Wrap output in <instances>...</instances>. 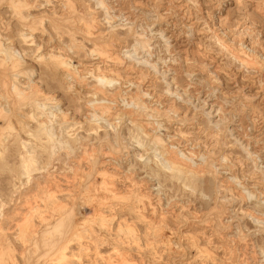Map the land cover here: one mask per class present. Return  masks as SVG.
I'll return each instance as SVG.
<instances>
[{
  "label": "rangeland",
  "instance_id": "rangeland-1",
  "mask_svg": "<svg viewBox=\"0 0 264 264\" xmlns=\"http://www.w3.org/2000/svg\"><path fill=\"white\" fill-rule=\"evenodd\" d=\"M0 264H264V0H0Z\"/></svg>",
  "mask_w": 264,
  "mask_h": 264
},
{
  "label": "bare ground",
  "instance_id": "bare-ground-1",
  "mask_svg": "<svg viewBox=\"0 0 264 264\" xmlns=\"http://www.w3.org/2000/svg\"><path fill=\"white\" fill-rule=\"evenodd\" d=\"M178 8V7H177ZM114 18V17H113ZM84 30V29H83ZM230 35V34H229ZM229 37V36H228ZM254 45V44H253ZM111 56V55H110ZM115 56V55H114ZM114 58V57H113ZM101 59V58H100ZM57 63V70L59 71V73H61V75L62 76H64V77H68V78H71V79H74V77L72 76V73H71V71H70V69H71V66L68 64V62H66V61H61V60H59V61H57L56 62ZM150 65V64H149ZM52 66V65H51ZM261 66V65H260ZM53 68V67H52ZM100 71V70H99ZM101 72V71H100ZM102 74V73H101ZM101 74H98L99 76L101 75ZM102 75H104V74H102ZM61 78H63V77H61ZM140 80V79H139ZM97 81H99V82H105L106 84H111L112 83V81L111 80H108V78L107 79H103V77L102 78H97ZM123 81H124V79H123ZM34 85V84H33ZM122 91V90H121ZM261 92V91H260ZM91 105V104H90ZM98 105H100V104H98ZM110 106V105H109ZM94 110V109H93ZM99 110V109H98ZM125 111V110H124ZM98 112V111H97ZM131 112V111H130ZM52 117V116H51ZM40 122V121H39ZM38 124V123H37ZM42 124H43V122L42 123H39L38 125L40 126V127H42ZM141 124V123H140ZM143 128V127H142ZM41 129H44V128H41ZM148 129V128H147ZM146 129V130H147ZM226 132V131H225ZM46 133V132H45ZM224 133V132H223ZM143 134H145V133H143ZM153 135V134H152ZM175 154V153H174ZM173 154V155H174ZM189 154V153H188ZM168 156V155H167ZM177 155H175V157H176ZM171 157V156H170ZM172 158V157H171ZM178 158V157H177ZM176 159V158H175ZM181 159V158H180ZM180 159H178L179 161H180ZM168 160V159H167ZM177 160V159H176ZM171 161V160H170ZM182 161H184V160H182ZM172 162V161H171ZM172 164L174 165L173 167H174V169L176 170V172L177 173H179V174H183L184 172H186L187 174H190V175H193L194 174V171L192 172V170H190V168L188 169L185 165H187V163L185 164V163H183L182 164V162H175V161H173L172 162ZM185 164V165H184ZM169 166H170V163H169ZM199 166V165H198ZM196 171H197V169H196ZM202 172V171H201ZM102 183V182H101ZM245 188V187H244ZM107 193V192H106ZM105 194V193H104ZM255 194V193H254ZM109 195V194H108ZM240 195V194H239ZM102 196V195H101ZM112 196V195H111ZM242 196V195H241ZM240 196V197H241ZM260 196V195H259ZM115 196L113 195V198H114ZM75 198V197H74ZM98 198V197H97ZM259 198V197H258ZM107 199H109V197L107 198ZM248 199V198H247ZM96 200H99V199H96ZM104 200H106V199H104ZM110 200V199H109ZM101 201V200H100ZM243 202V201H242ZM152 208V207H151ZM155 211V210H154ZM152 212V211H151ZM152 213H154V212H152ZM151 214V213H150ZM114 217V216H113ZM259 218V217H258ZM146 220V219H145ZM154 226V225H153ZM162 227V226H161ZM63 231V230H62ZM178 237V236H177ZM185 239V238H184ZM171 243V242H170ZM168 246V245H167ZM196 247V246H195ZM175 249V248H174ZM179 250V249H178ZM206 250V249H205ZM208 252V251H207ZM208 257V256H207Z\"/></svg>",
  "mask_w": 264,
  "mask_h": 264
}]
</instances>
